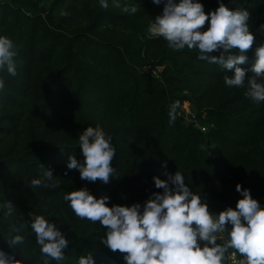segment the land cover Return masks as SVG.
Here are the masks:
<instances>
[{"label": "trees", "instance_id": "obj_1", "mask_svg": "<svg viewBox=\"0 0 264 264\" xmlns=\"http://www.w3.org/2000/svg\"><path fill=\"white\" fill-rule=\"evenodd\" d=\"M202 2L206 11L218 7L217 0ZM224 2L250 11L254 33L264 24V0ZM125 4L137 12H123ZM162 8L152 0H121L120 8L110 0L107 9L97 0H0V35L17 51V75L0 72V203L15 206L12 217L0 215V232L7 237L11 227L20 229L25 240L17 258L24 264L43 260L29 227L36 214L54 220L73 241L62 264H76L89 251L97 264H123L121 254L101 246L100 224L80 220L63 200L80 187L131 205L158 191L154 176L167 179L179 170L210 210L234 207L238 183L264 205V102L245 95L247 81L227 88L221 66L199 60L195 50L174 51L151 34ZM261 42L264 34L257 33L253 49ZM247 54L246 68L254 51ZM175 101L180 108L170 124ZM186 101L206 132L186 116ZM97 124L116 147L117 175L107 185L82 181L76 170L65 175L69 156L80 158L79 133ZM47 169L53 181L32 190L29 182L43 179ZM0 247L10 251L2 234Z\"/></svg>", "mask_w": 264, "mask_h": 264}, {"label": "clouds", "instance_id": "obj_2", "mask_svg": "<svg viewBox=\"0 0 264 264\" xmlns=\"http://www.w3.org/2000/svg\"><path fill=\"white\" fill-rule=\"evenodd\" d=\"M97 2L103 9L110 6V0ZM152 3L163 5L150 25L154 35L167 41L174 51L195 50L199 60L221 66L227 88L244 87L247 81L245 95L255 103L264 102V42L253 49L257 33L264 34V24L254 33L247 8L229 7L224 0H217L218 7L209 11L202 0ZM111 4L120 8L121 0H111ZM122 11L135 14L137 8L125 4ZM250 50L254 51L250 67H242L249 64ZM16 55L14 41L0 35V72L17 75ZM4 88L5 80L0 77V91ZM179 108V101L170 105V124L176 121ZM112 140L99 124L86 127L78 137L80 158L69 156L65 175L76 170L82 181L109 184L117 175L112 163L116 156ZM163 167L167 168V161ZM166 175L167 179L153 177L158 191L150 192L142 203L112 204L108 194L98 196L87 186L66 192L63 200L80 220L100 224L104 229L99 239L101 246L121 254L123 264H225L236 256L240 257L238 264H264V205L253 197L251 189L238 183L235 190L240 198L235 206L217 212L210 210L202 193L194 192L185 183V175L179 170ZM53 178V171L47 169L43 179L33 178L29 187L35 190L45 179L51 182ZM14 213L15 206L9 200L0 203V215L12 217ZM29 227L43 257L42 264L53 260L62 264L65 250L73 241L61 227L43 214L31 215ZM19 232L14 226L7 237L0 232L10 250L0 247V264H24L22 258H17L25 240ZM76 264L97 262L89 251L80 255Z\"/></svg>", "mask_w": 264, "mask_h": 264}, {"label": "built area", "instance_id": "obj_3", "mask_svg": "<svg viewBox=\"0 0 264 264\" xmlns=\"http://www.w3.org/2000/svg\"><path fill=\"white\" fill-rule=\"evenodd\" d=\"M185 111H186V116L188 117V119L197 122V117H196V113L192 110V108L190 107H184ZM198 126V124H197ZM202 131H206L207 127L206 126H198ZM232 251V250H231ZM230 251V252H231ZM235 258L240 259L238 256L234 257V258H230V261L232 262V264H238L235 262ZM234 261V262H233Z\"/></svg>", "mask_w": 264, "mask_h": 264}, {"label": "rangeland", "instance_id": "obj_4", "mask_svg": "<svg viewBox=\"0 0 264 264\" xmlns=\"http://www.w3.org/2000/svg\"><path fill=\"white\" fill-rule=\"evenodd\" d=\"M150 33L151 34H153L152 32H151V30H150ZM154 35V34H153ZM184 107H193V106H191V104L188 102V101H186L185 103H184ZM197 124H198V126H206L205 124H201V123H199V121L197 120V122H196ZM207 127V126H206ZM206 131H207V129H206ZM205 131V132H206ZM232 259V258H231ZM238 261H239V259H237V258H235V262L236 263H238ZM234 262V261H233ZM225 264H232V262L230 261V258L229 259H227L226 261H225Z\"/></svg>", "mask_w": 264, "mask_h": 264}]
</instances>
